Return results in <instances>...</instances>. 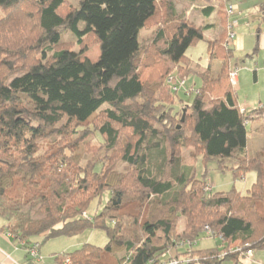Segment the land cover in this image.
I'll list each match as a JSON object with an SVG mask.
<instances>
[{
	"label": "trees",
	"instance_id": "trees-1",
	"mask_svg": "<svg viewBox=\"0 0 264 264\" xmlns=\"http://www.w3.org/2000/svg\"><path fill=\"white\" fill-rule=\"evenodd\" d=\"M215 2L226 20L203 64L187 50L206 28L171 1L0 0V217L25 245L107 232L104 247L58 253L57 264H114L118 253L116 264H163L164 254L181 264H244L249 247L264 250V149L251 151L247 129L264 121V105L241 112L229 80L228 3L208 0L203 11L210 16ZM260 13L264 23V0ZM151 29L153 41L143 45L141 33ZM89 40L100 47L96 61L82 58ZM190 77L200 84L186 87ZM95 137L125 168L105 159L72 168L70 155ZM184 149L193 164L184 163ZM199 158L221 170L236 160V179L247 171L256 179L245 193L213 191L196 174ZM106 192V204L87 214ZM204 234L221 246L197 249Z\"/></svg>",
	"mask_w": 264,
	"mask_h": 264
},
{
	"label": "rangeland",
	"instance_id": "rangeland-1",
	"mask_svg": "<svg viewBox=\"0 0 264 264\" xmlns=\"http://www.w3.org/2000/svg\"><path fill=\"white\" fill-rule=\"evenodd\" d=\"M81 0H67L68 4L76 7L79 5ZM171 1L174 3L176 12L180 15H183L190 22L199 25L203 23L201 6L207 4L208 0H165ZM228 4H232L235 9V14L233 15L234 19H237L239 25L234 28L236 32V46L232 44L229 46L233 50V56L231 58V64L238 67V83L234 87L237 91V99L240 105L246 106L248 113L252 112L254 109L260 108L264 105V36L261 37L260 29H263L262 20L260 18V6L263 0H226ZM198 3V5H197ZM219 4V3H218ZM217 4V5H218ZM2 15V13H0ZM14 15V14H13ZM12 15V16H13ZM214 18H217L215 15ZM15 21L24 20L20 17V14H15L13 16ZM221 23L226 20L223 14L217 18L216 21ZM18 21V22H20ZM223 21V22H222ZM227 26V25H226ZM154 29L143 30L141 33V40L143 45H149L154 38ZM7 30L4 31V34ZM215 32H217L215 30ZM218 34H216L217 36ZM64 40L69 41L73 44V48L76 51L80 50V46L75 43V38L70 32H64ZM89 48L86 50L82 58L90 59L91 61H96L100 57V47L99 45L91 42L89 40ZM216 45L220 48L222 53L226 54L225 49L222 47L221 42H217ZM209 45L207 40H199L187 50V55L194 60H200L201 63L206 64L208 62L209 55ZM221 55V53H220ZM223 58V56L221 55ZM196 81L197 84H200V79L190 77L186 87ZM183 118V117H182ZM179 125H182V119ZM249 131V147L253 153H256L258 150L264 149V121L261 120H251L247 125ZM86 146L82 147L81 155H70L72 159V168H94L97 161H103L105 159V166H110L113 164V167L125 168L124 165H118L117 162L121 158L112 159L107 157L105 154V149L98 138H93L89 141ZM46 141L39 140L38 145L41 147L40 150L43 151ZM199 152V151H198ZM197 152V153H198ZM42 153V152H41ZM184 163L193 164L192 155L193 152L191 149L183 150ZM121 156V155H120ZM200 156H202L200 154ZM119 158V159H118ZM111 160V162H110ZM197 166L196 174L198 178H205L208 182L209 187L213 191H230L233 186H236L237 189L243 191L244 193L252 186L253 182L256 179V173L254 171H247L245 175L239 179L235 178V173L231 167L238 166V161L228 160L227 165L229 168L224 170L217 168V161H204L199 158L198 161L194 162ZM117 164V165H116ZM98 168H101L99 166ZM105 168V167H104ZM110 194L106 192L102 195L100 199L96 198L92 201L90 209L87 214L93 215V213L100 207V209L106 204V201L109 199ZM100 204V205H99ZM89 218V217H85ZM180 231L186 228V218L181 219L180 221ZM60 238V237H59ZM63 238V237H61ZM67 238V237H66ZM58 240V239H57ZM63 240V239H62ZM70 240L73 243L70 247L64 248L63 245H60L61 241H53L54 244L52 247L54 249H65L61 251H75L81 248L86 243H91L95 246L104 247L109 242V237L105 230L101 229H87L82 234L71 238ZM47 240L45 243H47ZM221 239L218 237H211L206 234L202 235L199 239L196 248L197 249H209L216 247L217 245L221 246ZM63 247V248H62ZM60 251V252H61ZM62 253V252H61ZM244 261L241 263L244 264H264V250L254 251L253 256L249 257L245 253ZM54 256H51V260H47L54 264ZM53 257V258H52ZM121 257V254H117L112 257L113 263L116 264L117 260ZM223 264H233V260H226Z\"/></svg>",
	"mask_w": 264,
	"mask_h": 264
},
{
	"label": "crops",
	"instance_id": "crops-1",
	"mask_svg": "<svg viewBox=\"0 0 264 264\" xmlns=\"http://www.w3.org/2000/svg\"><path fill=\"white\" fill-rule=\"evenodd\" d=\"M218 2L213 3L214 6V11L210 14V16H207L205 14V9L208 4H205L204 6L202 5L201 7V12L203 16V23H200L198 26H203L205 27V39L207 40V43L209 45L210 42L216 41L219 38H221V35L224 30V24L216 21L217 18L219 19L220 14H219V4ZM198 5V3H197ZM217 16V18H214V16ZM259 20H262V15L260 13V18ZM263 26V29L261 30V37L264 36V23L260 25V27ZM215 30L217 32H215ZM216 34H218L216 36ZM237 44V42H236ZM236 46V45H235ZM71 238L74 237H63V238H54L50 239L47 243H44L43 245L40 246V259H34L29 255V247L24 245L22 241L19 240L15 236L14 233L10 232L8 228V223L7 221L0 217V264H52V262H49L47 260H51V256L56 255L61 252H70V251H61L65 250L64 248L70 247V245L73 243ZM42 238L39 237L38 240H41ZM58 239V240H57ZM63 239V240H62ZM61 241L60 245H63V249H58L59 252H57V249H54L52 247L54 244L53 241ZM53 258V257H52ZM52 261V260H51ZM53 263L57 264L55 261V256L53 259Z\"/></svg>",
	"mask_w": 264,
	"mask_h": 264
},
{
	"label": "built area",
	"instance_id": "built-area-1",
	"mask_svg": "<svg viewBox=\"0 0 264 264\" xmlns=\"http://www.w3.org/2000/svg\"><path fill=\"white\" fill-rule=\"evenodd\" d=\"M227 13H228L230 19H229V22H228V25H227V33H228V36H227V41L225 42V45L227 47H229L231 44L233 46L236 45V40H235V38H236V32L234 31V28L236 26H238L239 22H238L237 19H234L233 18V15L235 14V9H234V6L232 4H227ZM238 71H239L238 70V67L237 66H233L231 68V70H230V73H229V80H230V83L232 84L233 87H235L237 85V83H238ZM185 85H186V79H183L174 88L176 90H178L179 88H184ZM240 109H241V112H243V113L248 112L246 106H244V105H241L240 106ZM23 244L25 245L24 242H23ZM40 246H41L40 242L37 241V242H34L29 247V255L32 258L37 259V260L40 259V253H39ZM247 246L249 247L248 244H247ZM225 254H227V253H224V255ZM245 254L247 256L251 257L254 254V250H252L249 247L248 250L245 252ZM163 257L166 258V260L163 262V264H181V261L178 258L170 257L168 259L167 254H164Z\"/></svg>",
	"mask_w": 264,
	"mask_h": 264
},
{
	"label": "water",
	"instance_id": "water-1",
	"mask_svg": "<svg viewBox=\"0 0 264 264\" xmlns=\"http://www.w3.org/2000/svg\"><path fill=\"white\" fill-rule=\"evenodd\" d=\"M184 119H185V116H183V118H182V122L184 121Z\"/></svg>",
	"mask_w": 264,
	"mask_h": 264
}]
</instances>
